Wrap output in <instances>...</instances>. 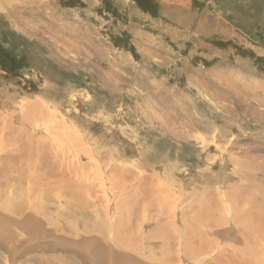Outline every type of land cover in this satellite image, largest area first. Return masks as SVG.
Wrapping results in <instances>:
<instances>
[{"label": "rangeland", "instance_id": "rangeland-1", "mask_svg": "<svg viewBox=\"0 0 264 264\" xmlns=\"http://www.w3.org/2000/svg\"><path fill=\"white\" fill-rule=\"evenodd\" d=\"M0 264H264V0H0Z\"/></svg>", "mask_w": 264, "mask_h": 264}, {"label": "bare ground", "instance_id": "bare-ground-1", "mask_svg": "<svg viewBox=\"0 0 264 264\" xmlns=\"http://www.w3.org/2000/svg\"><path fill=\"white\" fill-rule=\"evenodd\" d=\"M72 39V38H71ZM72 41V40H71ZM74 41V40H73ZM73 43V42H72ZM53 154V153H52ZM77 157V156H76ZM11 159H13V161H15L14 160V158H11ZM27 162V161H26ZM56 165V164H55ZM57 166V165H56ZM58 167V166H57ZM5 168L8 170V171H11V172H13L14 170H16V168H17V165L16 164H9V165H5ZM8 171H4V172H2V173H8ZM175 228V227H174ZM84 243V242H83ZM154 248V247H153ZM157 254V253H156ZM60 256V255H59ZM219 258V257H218ZM62 260V259H61ZM71 260V259H70ZM117 261V260H116ZM124 261V260H123ZM117 262H119V261H117ZM78 263H80L79 261H78ZM230 263V262H229Z\"/></svg>", "mask_w": 264, "mask_h": 264}]
</instances>
